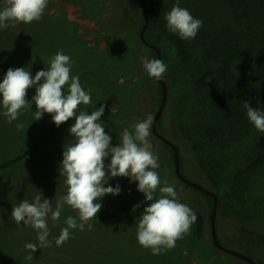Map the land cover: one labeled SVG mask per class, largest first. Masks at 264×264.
Returning a JSON list of instances; mask_svg holds the SVG:
<instances>
[{
  "label": "rangeland",
  "instance_id": "374dc122",
  "mask_svg": "<svg viewBox=\"0 0 264 264\" xmlns=\"http://www.w3.org/2000/svg\"><path fill=\"white\" fill-rule=\"evenodd\" d=\"M2 3L5 0H0V5ZM176 3L177 0H163L162 21L156 30L172 88L159 131L179 144L183 154L181 168L188 179L198 182L200 173L195 163L198 152L192 150L191 142L197 137L198 120L203 118L201 115L196 118L194 103L202 100L200 106L206 109L204 101L208 102V91L194 85L200 77L199 69L209 67L204 52L207 34L201 27L196 38L187 41L189 60H181L168 40L171 33L165 20V14ZM227 4L228 0H179V6L189 10L194 18L197 11L204 9L201 5L210 7L217 25H225L229 21ZM252 6L246 5L244 11H254ZM140 13L138 0H49L39 22L0 30V82H3L9 68H24L35 78L36 73L47 70L49 61L62 51L74 61L72 76L87 74L80 83L91 95V103L80 105L77 114L85 111L90 115L104 106L101 122L105 133L111 137L112 146H119L125 130L134 134V125L148 115L154 119L160 105L158 85L146 79L141 60L134 50L138 48V42L126 40L116 45L120 41L119 35L136 32ZM206 14L211 15L207 11ZM235 26L237 28V24ZM139 50L141 57L143 55L150 60L147 48L141 46ZM263 64L264 28L258 26L250 13L247 26L241 29L240 51L233 64L237 84L236 90L230 94L232 101H250L252 108L264 111V85L260 84L259 69ZM35 94V87L28 90L26 99L32 107L22 109L19 118L11 124L3 115L5 109L0 103V163L26 153L41 141L48 130L52 120L50 114L45 113L38 121L34 118L37 108L32 99ZM170 109L174 110V120L169 115ZM18 123H22L23 128L18 130ZM74 123L75 118L59 126L49 141L20 165L0 171V264H249L217 248L208 234L203 241H193L192 227L189 234L177 241L174 249L159 256L152 255L151 250L144 249L137 240L136 220L142 215L143 207L148 206L144 194L138 191V182L127 177L111 178L110 173L106 186L115 188L119 185L121 193L118 196L106 195L97 201L102 205L97 214L101 218L100 224L96 217L83 231L71 230V238L62 247H57L55 239L66 227L67 217L72 216L80 222L78 212L65 205L58 223L50 217L48 219V239L52 246L37 249L33 254L34 260L26 261L29 251L24 245L38 244L37 232L23 223L20 226L15 224L11 218L13 206L24 199L32 200L38 194L52 200L55 206L56 201L67 194L65 178L60 176L59 167L65 145L75 142L69 131ZM149 139L152 151L159 156L160 167L155 171L159 174L160 186H164L163 182L167 180L170 185H175L181 203L193 211H202L204 198L175 178L170 153L152 136ZM258 147L264 149V133L259 134ZM110 161L111 156L105 160L106 167ZM235 166L241 168L242 162ZM256 178L260 182V191L256 195L258 203L235 216L229 206L219 207L218 198L216 228L222 245L264 261V225L256 224L259 205L264 208V176L259 174ZM206 185L203 184L209 189ZM155 195L159 197V190ZM137 204L141 206L133 212ZM249 211H253L252 216L246 214ZM262 220L264 223V218Z\"/></svg>",
  "mask_w": 264,
  "mask_h": 264
},
{
  "label": "clouds",
  "instance_id": "9594fccd",
  "mask_svg": "<svg viewBox=\"0 0 264 264\" xmlns=\"http://www.w3.org/2000/svg\"><path fill=\"white\" fill-rule=\"evenodd\" d=\"M49 0H5V7L0 10V30L15 27L17 24L39 22L48 6ZM167 29L177 34L182 40L190 41L196 38L203 22L194 18L189 10L179 6L177 0L170 12L165 14ZM143 68L150 78L163 79L167 65L159 59L140 58ZM74 61L68 55L58 51L49 61L47 70L38 71L35 78L31 71L24 68H9L3 82H0V97H2L3 115L7 122L16 121L21 110L31 108L27 101L28 90L35 87L36 94L32 101L37 111L33 113L36 121L45 113L52 116L57 127L75 118L70 128L75 142L66 144L63 160L59 167L60 176L65 178L67 194L58 199L53 206L52 200L44 199L41 194L32 200L24 199L13 206L11 218L17 226L21 223L31 226L37 232L38 244L26 243L24 248L29 251L26 261L34 260L37 249L52 246L49 241V217L53 222H59L65 205L78 212V220L72 216L65 220L66 227L61 229L55 245L62 247L70 238L71 230L83 231L89 222L97 217L102 205L97 202L106 195L118 196L121 188L106 186L111 178L127 177L132 182H138V191L146 198L147 207L137 222V240L151 254L159 256L176 247L177 241L189 234L198 217L187 205L179 201L175 185L167 180L161 185L156 169L160 167L159 156L152 151L149 139L153 126V116L134 125V134L125 130L119 146H112L111 137L105 133L101 122L105 107L88 112L79 111L80 105H89L91 95L81 86L79 76L71 75ZM67 88V93H65ZM248 120L255 128L264 133V111L254 109L250 101L243 103ZM23 128L22 123L16 125ZM111 156L110 164L105 160ZM159 190V197H156ZM41 193V192H40ZM133 207V212L140 208ZM90 226V225H89Z\"/></svg>",
  "mask_w": 264,
  "mask_h": 264
},
{
  "label": "trees",
  "instance_id": "16d2710c",
  "mask_svg": "<svg viewBox=\"0 0 264 264\" xmlns=\"http://www.w3.org/2000/svg\"><path fill=\"white\" fill-rule=\"evenodd\" d=\"M141 2V0H138V6L141 9L138 29L136 32L131 31L127 34L119 35L117 38H119L120 41H117L116 45H121L126 40L130 42L137 41L138 48L135 47L134 50L139 58H141V50H139V48L144 46L149 51L150 60L158 59L157 51L144 45L140 37L141 30L145 24V16ZM162 2L163 0H146L150 23L145 32V38L147 42L159 47L162 58H164L163 50L161 49L156 35L158 25L162 21L160 19V14H162ZM246 5H253L252 7H254L255 10L244 11ZM201 6L207 12L211 13V15H207L204 9L196 13V18L200 17L202 19V29L205 34H207L204 52L209 65V67L205 69H199L200 77L196 79L194 85L199 88L207 89L208 91V102L204 101L206 109L203 110L200 106L203 102L202 100L195 101L194 103L197 108L196 118H198L199 115L203 118L202 120H198V128H194L195 133L197 131V137H194L191 142L192 150L198 152L195 163L200 173V179L197 181L201 185H206L207 183L209 189L214 191L218 196L219 207L229 206L236 216L240 211L251 207L254 203H258L256 195L260 191L258 187L260 182L256 177L259 174H261L262 177L264 176V149H259L258 147L259 134H261V132H259L248 120L243 103L234 102L230 98V94L236 90L237 84V78L233 71V64L240 51L241 29L247 26L250 13L253 14L254 20L258 26L264 28V0H228L227 7L230 18L225 25H217V22L214 20L215 16L212 15L214 11L208 6ZM1 7H5V3H2L0 5V8ZM236 24L237 28L235 26ZM168 40L174 47L179 58L183 61H188L190 58L188 42L182 40L177 34L173 33L168 35ZM259 69H261L260 84L264 85V64L263 67H259ZM143 73L147 80L157 83L158 102L161 103L163 96L161 84L156 79L150 78L145 69H143ZM86 76V73L80 74V82L83 81ZM163 80L168 87V91L171 92L172 88L168 78V71L164 74ZM65 93H67V89ZM169 115L173 120L175 119L174 110L170 109ZM164 117V115L161 116L158 122V130L159 124L162 123ZM58 129L59 127L55 125L52 119L41 141L26 153L0 163V171L20 165L30 154L43 147ZM151 136L170 153L173 166L172 170L175 178L178 179L174 170L173 149L156 137L152 132V128ZM176 145L180 150V160H182L183 154L181 147L179 144ZM203 150L207 152L204 153ZM241 162V168L235 166L236 163ZM182 173L187 177L183 170ZM192 190L197 195L204 198L205 201L202 211L198 209L194 210L198 219L196 223L192 225L193 234L191 239L193 241H203L208 234L213 243L210 214L214 199L197 189L192 188ZM259 206V217L256 219V224L261 226L264 225V223H262L264 208L261 205ZM144 208L145 207H143V209ZM246 214L252 216L253 211H249ZM111 215L112 214L108 215L106 218H109ZM96 221L100 224L101 218L97 217ZM249 256L257 262L264 264L262 259L252 255Z\"/></svg>",
  "mask_w": 264,
  "mask_h": 264
},
{
  "label": "water",
  "instance_id": "95a60500",
  "mask_svg": "<svg viewBox=\"0 0 264 264\" xmlns=\"http://www.w3.org/2000/svg\"><path fill=\"white\" fill-rule=\"evenodd\" d=\"M141 1H142L141 2L142 10H143V13L145 16V24H144V26L141 30V34H140L141 40H142L143 44L146 45L147 47L155 49L158 53V59L162 60V53H161V50L159 49V47L147 42V40L145 38V32L149 26L150 19H149V15L147 12L146 0H141ZM157 81H159V83L162 86L163 96H162V101L160 103V106H159V108L155 114L154 119H153L152 132L163 143L169 145L173 149V152H174V170H175V174H176L177 178L180 181H182L184 184H186L187 186L194 188V189H197L200 192L205 193L214 199V204H213L212 211L210 214L211 231H212V238H213L214 245L217 248L221 249L222 251L227 252L233 256H236V257L244 260L245 262H247L249 264H261L245 253H242L240 251L228 248V247L221 244L218 233H217V228H216L218 196L216 195V193L214 191L204 187L203 185H201L198 182L192 181V180L188 179L187 177H185V175L182 173V169H181L180 150H179L178 146L174 142H172L171 140L166 138L164 135H162L158 130V122H159V120H160V118L164 112V109H165V106L167 103V99H168L169 91H168V87H167V85L163 79L157 80Z\"/></svg>",
  "mask_w": 264,
  "mask_h": 264
}]
</instances>
